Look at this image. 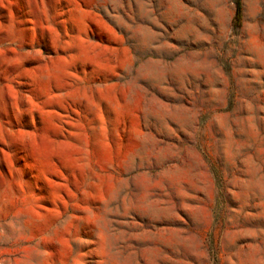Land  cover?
<instances>
[{"label":"rangeland","instance_id":"374dc122","mask_svg":"<svg viewBox=\"0 0 264 264\" xmlns=\"http://www.w3.org/2000/svg\"><path fill=\"white\" fill-rule=\"evenodd\" d=\"M0 0V264H264V0Z\"/></svg>","mask_w":264,"mask_h":264},{"label":"trees","instance_id":"16d2710c","mask_svg":"<svg viewBox=\"0 0 264 264\" xmlns=\"http://www.w3.org/2000/svg\"><path fill=\"white\" fill-rule=\"evenodd\" d=\"M240 19V3L239 0H236V15H235V20L238 22Z\"/></svg>","mask_w":264,"mask_h":264}]
</instances>
